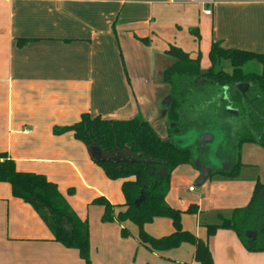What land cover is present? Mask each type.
I'll return each mask as SVG.
<instances>
[{
	"label": "crops",
	"instance_id": "0c3cea01",
	"mask_svg": "<svg viewBox=\"0 0 264 264\" xmlns=\"http://www.w3.org/2000/svg\"><path fill=\"white\" fill-rule=\"evenodd\" d=\"M167 2L176 7H151L150 0H0V152L14 160L18 171L42 173L57 186L56 172L75 173L90 195L77 201L69 197L68 201L87 222L88 214L82 212L87 208L89 213L99 196L115 206V214L124 209L122 180H109L95 162L105 158L99 148L87 147L72 131L55 133V127L72 125L85 112L114 119L140 114L158 133L155 126L166 119L163 101L170 91L163 73L174 61L166 49L173 44L191 57L200 53L174 35L177 28L201 33L207 48L212 41H220L225 48L264 53V0ZM206 8L210 14L204 12ZM19 38L29 40L18 45ZM240 160L242 167L236 177L245 165L264 167V147L241 146ZM188 165L174 170L166 197L181 210L190 204L198 206L200 213L191 215V220L185 217L187 213L182 214L183 229L206 240L214 264H264V251H248L231 229L219 228L207 236L205 225L209 223L200 224L199 217L213 209L214 190L207 191L206 202L200 196L186 199L177 179L195 175ZM84 171L96 175L98 187L88 183L92 179L85 178ZM233 179L219 184L221 191L227 185H239L236 194L229 195L227 208L231 210L245 207L237 204H248L256 183L239 184ZM206 180L200 185L203 188ZM189 186L187 191L194 192L195 187L189 190ZM102 212L100 206L97 225L103 230L130 225L129 221L104 223ZM129 228L128 238L140 245L139 256L153 264H196L190 243L150 253L139 243L135 229ZM144 229L161 237L170 234L173 226L168 218L157 217ZM89 232L92 245L90 228ZM54 255L75 254L55 239L30 204L12 195L9 183L0 181V264H46Z\"/></svg>",
	"mask_w": 264,
	"mask_h": 264
},
{
	"label": "trees",
	"instance_id": "16d2710c",
	"mask_svg": "<svg viewBox=\"0 0 264 264\" xmlns=\"http://www.w3.org/2000/svg\"><path fill=\"white\" fill-rule=\"evenodd\" d=\"M193 33L196 37L200 36L197 31ZM28 40L19 38L17 44L23 45ZM166 54L174 59L163 73V80L170 87L164 108L168 123H173L171 132L182 134L193 128L197 131L208 130L219 134V130H222L220 132L227 133V128L221 123L213 122L211 127H203L200 121L203 113L197 106L190 109L185 104L193 89L202 90L205 84L219 87V99L223 98V88H228L227 97L231 102H208L215 107L213 116L219 118L230 115L226 111L222 113L221 106L238 109L239 120L229 126L234 131L231 135L234 156L230 168L221 172L224 176L236 177L242 167V144L253 142L264 147V53L225 48L220 41H212L208 51L209 67L205 72H201L200 53L191 57L180 47L170 44ZM223 61L229 62L231 73L224 71ZM249 65H258L260 71L250 69ZM237 83H249L247 96L255 99L254 102H242L243 96L235 88ZM65 131H72L74 137L87 147H97L107 153V157L95 162L107 178L122 180L121 190L125 198L122 211L115 214V206L104 196L92 201L103 207L101 221L133 222L138 227L139 243L151 251H165L182 243H190L194 247L193 259L196 264H214L206 240L183 229L181 224L183 213H200L198 206L190 204L181 210L166 200L174 170L182 164L192 165L191 147H180L171 139L161 138L140 114L130 119H114L85 112L78 122L54 128L55 133ZM0 181L10 184L14 197L31 205L57 241L67 248L78 249L85 264H94L90 260L89 224L87 220L79 218L55 182L42 173L18 171L14 160L6 152H0ZM68 192L72 193L71 190ZM141 197L142 200L138 201ZM157 217L171 221L173 231L170 234L154 237L145 231L144 226ZM217 218V223L205 225L208 237L219 228L231 229L248 251H264V183L256 181L245 207L234 208L228 215L218 213ZM247 231H255L256 238H248ZM121 235L127 237L129 232L122 228Z\"/></svg>",
	"mask_w": 264,
	"mask_h": 264
},
{
	"label": "rangeland",
	"instance_id": "374dc122",
	"mask_svg": "<svg viewBox=\"0 0 264 264\" xmlns=\"http://www.w3.org/2000/svg\"><path fill=\"white\" fill-rule=\"evenodd\" d=\"M152 4H155L156 6H164L168 4V9L176 7V5L172 3L169 4L167 0H150L151 7H152ZM177 30L178 31L173 32L174 35H176L177 38L179 39L183 38L184 41H186V44H185L186 47H191L192 49L196 48L200 50L201 72H205L207 68L209 67V60H208V49L209 48H207L208 45L205 43V41L202 40L201 33L199 34L200 35L199 37H196L195 34H193L194 30L192 28L187 29L186 27H184L181 30L177 28ZM193 36H195L196 38L194 39ZM223 64H224L223 66L224 71L231 73L232 68L229 66V62L223 61ZM248 67L250 69H256L257 71L258 70L260 71V67H258V65H252V67L251 65H249ZM219 92H220V89L218 86H210V85L205 84V87L202 90L193 89V93L190 96H188L186 99L185 106L189 105L190 109L192 108L191 106H197V109L203 113L202 116L200 115V118H201L200 121L203 127H211V125H213V122L217 124L221 123V124H224V127L227 128L228 132L224 134L223 132H220L222 130H219V134L218 133L215 134L216 136L214 140H210L209 144L208 143L203 144L201 141L202 136H200V133L204 131H208V130L196 132L197 134H199L197 136L195 133H192V131L195 129L190 128L189 130L185 131L184 138L181 139V141L179 140L180 144H183L186 146L192 145L191 146L192 149L194 148L198 150V151L196 150V153H199V149H200V155L197 157V159H195L194 158L195 156L193 153V156H192L193 163L192 165L191 164L188 165L190 169L194 170V172L196 171L197 173L195 172V175L193 177H188L186 175H183L182 176L183 179H180V180L179 178L177 179L180 182L181 188L185 190V197H187L186 199H192V198H196L200 196L203 199V201L206 202L207 195H208L207 191L209 192V190H212V189L214 190V192L212 193L213 201H211L213 209L210 206H208L209 207L208 209H212V210H208V211L206 210L205 212H202L203 214H201L199 217V221H201L202 224L203 222L209 223V224L217 223L219 221L217 218L218 213L228 215L231 209L227 208V204L229 203L230 198L236 194L239 188V185H237V187H235V185H227L225 186L226 187L225 191H221L219 189V184L221 183L220 181H227V180L230 181L233 178H229L220 173L213 174L212 176L208 177L206 180L205 188H203L200 185L195 184L201 172H200V169L196 167L194 164L199 163L200 165H205L209 167H212L211 164L215 165L216 167H219L218 165H220V167H222L221 169H223L225 166H227V163L225 160L227 153L229 154V151L227 150L228 149L232 150V145H234L233 140L231 138V135L232 133H234V131H232L229 126H231L232 123L239 120V117L237 116L238 109L233 108L237 110V113H233V112L227 111L228 110L227 105L224 106L223 108L221 106L220 109L223 110L222 113L226 111L230 113V115H224L222 118L213 116L214 113L212 110L215 107H213V104L208 101L212 100V102H217L218 100H220L218 97ZM218 105H220V103H218ZM190 116L191 118H193L192 114H190ZM242 119L244 120V118ZM172 126H173V123H168L167 118H166V119H162V121L157 123L155 128L157 127L156 129L159 135L163 139L173 140V138L179 134H176L170 131V127ZM215 126L216 125H214V127ZM216 144H220V146L221 144L223 145L224 151L219 150L220 155L217 153L218 146H216ZM242 146L249 148V147H258L261 145L258 143L247 142V143L242 144ZM101 152L103 154V157H107V153L103 151ZM220 162L223 164L222 166ZM85 175H86L85 178L92 179V180H87L89 184L98 187L97 177L94 173L92 174L86 173ZM55 177H56L55 180L59 183L58 184L59 189H60L59 191L63 195H65L67 200L69 197H73V196H74V201H77L78 199L85 200L90 195L89 191L86 189V187H84V182L82 181V179H80L75 173L72 174L70 172H67V173L58 175L56 172ZM257 179H259V181L264 182V167L261 164L259 165V167L245 165V167L241 169L239 176L234 178L233 180H237L239 184H242V183L247 184L249 181L256 182ZM109 180L118 182V183L120 182L119 179H109ZM189 185H193L195 187L194 192L187 191V187ZM68 190H71L72 193L68 192ZM202 191H206V192L202 193ZM121 194L123 196L122 198L124 199L123 192H121ZM229 195H232V196L230 197ZM237 205L246 206V204H237ZM99 207L100 206H97V205H91L89 213H88L89 210L87 211V208H85L84 212L81 211L82 213H85V215L86 213L88 214V217H87L88 224H89V228L91 229V235H92V240H93L92 245L89 243L91 262L93 260H97L98 262H101L103 264H153L152 262L146 260L142 256H139L138 249L140 248V245L136 244L135 239L128 238V236L127 237L122 236L121 230L119 228H115L112 226V227H107L108 229L103 230L102 228L98 227L97 224L100 223V219H99V214L97 213V210L99 209ZM191 215L192 214L190 215L186 214L185 217L191 220L192 219ZM129 224H130L129 226L135 229L138 235V227L131 221H129ZM129 226H126V228L130 229ZM120 238L123 241H121L118 245L116 243L117 241H119ZM89 242H90V232H89ZM72 249L74 250L75 255L61 257V258H57L55 255L50 256L46 264H85V261L80 257L78 249L76 248H72ZM149 252L153 253L152 251H149ZM164 260L168 261L167 259H164ZM92 263H95V262H92ZM96 264H99V263H96Z\"/></svg>",
	"mask_w": 264,
	"mask_h": 264
},
{
	"label": "water",
	"instance_id": "95a60500",
	"mask_svg": "<svg viewBox=\"0 0 264 264\" xmlns=\"http://www.w3.org/2000/svg\"><path fill=\"white\" fill-rule=\"evenodd\" d=\"M248 83H237V84H235V87L236 88H239V89H242V87H248ZM227 103H229V102H227ZM227 111H230V112H233V113H237V110L236 109H233L231 106H229V105H227ZM204 131V130H203ZM192 133H195L196 135H197V133H196V131L195 130H193L192 131ZM203 134V135H202ZM215 134H217L216 132H211V131H204V132H202V133H200V136H202V143L203 144H206V143H210L209 141L210 140H214V138H215ZM184 135H185V133H182V134H179V135H177V136H175L174 138H173V141L178 145V146H180V147H191L192 145H183V144H180V141H181V139H183L184 138ZM193 135V134H192ZM224 135V134H223ZM222 135V136H223ZM180 140V141H179ZM179 141V142H178ZM216 146H217V144H216ZM192 163H193V160H192ZM196 167H198L199 169H200V176H199V178H198V180H197V182H196V185H201V184H203L204 183V181L208 178V177H210V175H211V173H212V168L211 167H209V166H205V165H200L199 163H195L194 164ZM142 200V197L141 198H139L138 199V201H141ZM246 235H247V237L248 238H251V239H255L256 238V232L255 231H247L246 232Z\"/></svg>",
	"mask_w": 264,
	"mask_h": 264
},
{
	"label": "flooded vegetation",
	"instance_id": "af4514ba",
	"mask_svg": "<svg viewBox=\"0 0 264 264\" xmlns=\"http://www.w3.org/2000/svg\"><path fill=\"white\" fill-rule=\"evenodd\" d=\"M249 84V83H248ZM236 88V87H235ZM249 88H250V85H248V87H242V89H239V88H236L237 90H239V92L241 93V95L243 96V99H242V102H254L255 101V99H250L248 96H247V94H248V91H249ZM227 87H224L223 88V95H222V99H220L219 100V102H231V100L227 97ZM163 102H165V99H164V101ZM228 104V103H227ZM196 132H198L197 130H195ZM201 131V130H200ZM185 133V132H184ZM199 134H197V136H198ZM203 135V134H202ZM217 146H218V150H217V153L219 154V150H223L224 151V149H223V145L221 144V146H220V144H217ZM191 149H192V147H191ZM233 149H234V147H233V145H232V150H227V151H229V154L227 153V156H226V163H227V166L231 163V161H232V159H233V156H234V154H233ZM196 150L197 149H192V151H193V153H194V158L195 159H197V157L200 155V149H199V153H196ZM198 151V150H197ZM220 151V152H221ZM222 153V152H221ZM232 153V154H231ZM220 155V154H219ZM224 162V161H223ZM221 163V162H220ZM217 164V163H216ZM223 164L221 163V166H222ZM211 168H212V173H214V174H217V173H219L220 172V174H221V172H223L224 171V169L227 167V166H225L223 169H221L222 167H220V165H218L219 167H216L215 165H213V164H211Z\"/></svg>",
	"mask_w": 264,
	"mask_h": 264
},
{
	"label": "built area",
	"instance_id": "2783aa9c",
	"mask_svg": "<svg viewBox=\"0 0 264 264\" xmlns=\"http://www.w3.org/2000/svg\"><path fill=\"white\" fill-rule=\"evenodd\" d=\"M204 12H205L206 14H210V13H211V10L208 9V8H206V9L204 10ZM193 189H194V186H193V185L189 186V190H193Z\"/></svg>",
	"mask_w": 264,
	"mask_h": 264
}]
</instances>
